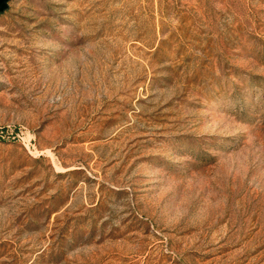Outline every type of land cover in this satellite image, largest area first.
Segmentation results:
<instances>
[{
	"label": "rangeland",
	"instance_id": "rangeland-1",
	"mask_svg": "<svg viewBox=\"0 0 264 264\" xmlns=\"http://www.w3.org/2000/svg\"><path fill=\"white\" fill-rule=\"evenodd\" d=\"M0 264H264V0H11Z\"/></svg>",
	"mask_w": 264,
	"mask_h": 264
},
{
	"label": "water",
	"instance_id": "water-1",
	"mask_svg": "<svg viewBox=\"0 0 264 264\" xmlns=\"http://www.w3.org/2000/svg\"><path fill=\"white\" fill-rule=\"evenodd\" d=\"M11 0H0V15L8 9V4Z\"/></svg>",
	"mask_w": 264,
	"mask_h": 264
}]
</instances>
